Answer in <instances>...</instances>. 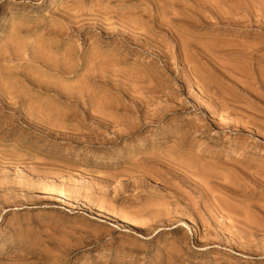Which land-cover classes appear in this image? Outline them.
<instances>
[{
  "label": "rangeland",
  "instance_id": "rangeland-1",
  "mask_svg": "<svg viewBox=\"0 0 264 264\" xmlns=\"http://www.w3.org/2000/svg\"><path fill=\"white\" fill-rule=\"evenodd\" d=\"M0 264H264V0H0Z\"/></svg>",
  "mask_w": 264,
  "mask_h": 264
},
{
  "label": "bare ground",
  "instance_id": "bare-ground-1",
  "mask_svg": "<svg viewBox=\"0 0 264 264\" xmlns=\"http://www.w3.org/2000/svg\"><path fill=\"white\" fill-rule=\"evenodd\" d=\"M257 98H258V97H257ZM99 214H101V215H107V214H104V213H102V212H99ZM107 216H108V217H111V216H109V215H107ZM111 218H112V217H111ZM116 218H117V217H116ZM118 219H119L121 222H123V223H124V222L127 223V224L129 223L128 220H127L126 218H123V217H122V218H118ZM115 220H116V219H115ZM143 226H144V225H143Z\"/></svg>",
  "mask_w": 264,
  "mask_h": 264
}]
</instances>
